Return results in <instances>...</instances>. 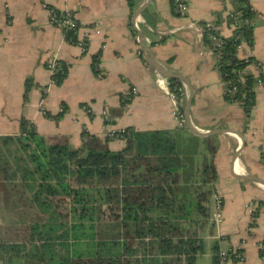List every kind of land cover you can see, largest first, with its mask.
Masks as SVG:
<instances>
[{
    "label": "crops",
    "instance_id": "1",
    "mask_svg": "<svg viewBox=\"0 0 264 264\" xmlns=\"http://www.w3.org/2000/svg\"><path fill=\"white\" fill-rule=\"evenodd\" d=\"M133 1L130 8L128 0H0V136L18 134L22 117L42 136H67L73 148L81 146L84 129L103 142L109 131L126 127L168 130L178 147L179 138L195 144L189 153H179L195 156L197 165L210 139L216 146V177L208 223L199 231L203 251L194 264H213L217 252L228 249L241 252L237 264H264V0H249L253 43L237 50V57L249 54L260 62L259 69H246L263 79L255 85L249 113L241 100H227L217 68L221 58L204 39L205 22L222 37L233 35L228 14L235 12V0H185V16L174 12L170 0ZM47 6L75 13L80 25L75 39H85L84 49L50 23ZM95 54L101 78L92 67ZM54 55L67 68L59 82L46 66ZM170 77L183 85L181 126L167 92ZM133 87L136 93L125 108L122 101ZM85 104L89 112L82 109ZM105 144L117 151L125 141ZM8 190L0 179L1 213L10 206ZM214 194L221 204L218 224Z\"/></svg>",
    "mask_w": 264,
    "mask_h": 264
},
{
    "label": "trees",
    "instance_id": "2",
    "mask_svg": "<svg viewBox=\"0 0 264 264\" xmlns=\"http://www.w3.org/2000/svg\"><path fill=\"white\" fill-rule=\"evenodd\" d=\"M235 1L238 26L233 35L222 37L219 71L226 86H235L227 100H241L249 113L255 101L254 78L247 74L242 81L240 70L246 62L237 57V46L242 40L253 43L254 11L246 0ZM128 4L132 8L134 1ZM66 37L73 43V33ZM204 39L212 45L207 32ZM98 63L95 54V72ZM66 71L60 63L53 79L61 81ZM168 82L171 88L183 86L174 77ZM29 87L27 82L25 97ZM122 135L125 144L114 151L105 144L108 137L103 142L84 129L81 146L73 148L67 136H42L22 117L18 134L0 136V179L20 208L35 212L32 221L9 226V239L0 234L3 264L195 263L203 251L199 231L209 219L215 144L205 140L202 176L192 187V200L177 197L186 161L172 132L126 127ZM216 261L215 255L213 264Z\"/></svg>",
    "mask_w": 264,
    "mask_h": 264
},
{
    "label": "built area",
    "instance_id": "3",
    "mask_svg": "<svg viewBox=\"0 0 264 264\" xmlns=\"http://www.w3.org/2000/svg\"><path fill=\"white\" fill-rule=\"evenodd\" d=\"M246 1L249 3V0H246ZM171 4H172L173 10L176 14H178L180 16H185L187 14L188 5H187V2L185 0H171ZM46 9L48 11L49 21L52 25H54L55 27L62 30L65 33V35L67 34V32H71L74 35H77V32L79 30L80 25H79V22H78V20L75 16V13L73 11H71V10H58V9L51 7V6H47ZM228 18L231 19V26H232L233 32H234V29L238 26V20L236 19L235 12H230L228 14ZM95 29L97 30V28H95ZM203 30L208 33V38H209V40L212 41L211 49H212L213 53L217 56L218 59H220L222 57V54H223L222 46L224 44L222 36L215 33L214 26H213L212 22H205L203 24ZM68 41H70V38ZM73 43L79 45L82 49H84L86 47L85 39L80 40V39H77V37H76V39L74 37ZM243 43H247L248 45H250L248 42L242 40L238 44L237 50L242 46ZM241 59H243L246 62V65L240 70V76L242 78V81L244 82V80L246 79L245 76L247 74H250L249 72L246 71L247 66L254 65L257 67V69H259L260 68V62H258V61L255 62L249 56V54L246 55L245 57L241 58ZM60 63L61 62L59 60H57L55 55L49 59L46 66H47L48 70L51 72V75H54V73L59 69ZM217 68H219V63H217ZM96 71H97L96 72L97 77L101 78L102 73L98 67L96 68ZM253 78H254V86L252 87V89L254 90L255 85L263 84V79L259 75H253ZM225 82L227 83V81H225ZM167 84H168L167 92H168V95H169L171 102H172V114L176 118L178 125L181 126L184 123L182 112L180 109V100H181L180 94H181V91L183 93V86L178 87V88H175V87L171 88L169 85V82ZM234 90H235V86H233V87L226 86L224 92H225V94H232ZM135 93H136V89L133 87L131 89V92L126 95V98L128 100H130L132 98L133 94H135ZM127 105H128V103H125L124 107L126 108ZM82 109L85 110L86 112L90 111V107L86 104L82 106ZM101 113H102L103 118L105 120L110 119V115L106 109H103L101 111ZM124 132H125V128L111 130L107 133L106 137H108L109 139H122V137H123L122 134H124ZM213 200H214V204H215L214 205L215 217L213 219H214V223L218 224L221 220L222 214H221L220 199H219L217 194L213 195ZM216 256H217V261L215 264H237L238 262L243 260V256H242L241 252L237 249L219 250L217 252Z\"/></svg>",
    "mask_w": 264,
    "mask_h": 264
},
{
    "label": "rangeland",
    "instance_id": "4",
    "mask_svg": "<svg viewBox=\"0 0 264 264\" xmlns=\"http://www.w3.org/2000/svg\"><path fill=\"white\" fill-rule=\"evenodd\" d=\"M193 146L195 147V144L191 142L190 139L179 138V150L185 151V153H189L187 149L193 148ZM183 157L185 158L186 163L180 170V181L178 184L179 188L177 191V197L181 198L182 196L187 195L188 198L194 200L195 194L193 193L194 191L192 187L197 184H200V179L202 176L200 173L201 164L197 165L195 156L189 158V155H185ZM198 166H200L199 171L197 169ZM9 194H11L9 198L10 206L4 207L5 213L0 212V219L2 220V222L4 221L1 224L0 234L3 235L5 239H9L11 233H13V231L9 229V226L32 221L35 214V212L32 210H23L22 208H20L15 202L12 193L9 192Z\"/></svg>",
    "mask_w": 264,
    "mask_h": 264
}]
</instances>
